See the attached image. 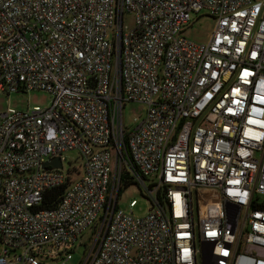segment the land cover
<instances>
[{"label": "built area", "instance_id": "built-area-1", "mask_svg": "<svg viewBox=\"0 0 264 264\" xmlns=\"http://www.w3.org/2000/svg\"><path fill=\"white\" fill-rule=\"evenodd\" d=\"M34 90L0 111V264H64L88 230L78 264H264V0H0V93Z\"/></svg>", "mask_w": 264, "mask_h": 264}, {"label": "rangeland", "instance_id": "rangeland-1", "mask_svg": "<svg viewBox=\"0 0 264 264\" xmlns=\"http://www.w3.org/2000/svg\"><path fill=\"white\" fill-rule=\"evenodd\" d=\"M193 23L190 27L184 30L185 37L196 40L204 41L208 38L214 27V20L209 16H201L197 18L196 14H192ZM134 17L130 13H125L123 16V26L129 29L133 26ZM50 95L45 91H28V92H14L10 94L0 93V111L6 108H15L24 110L27 106L34 105L47 106L50 103ZM145 106L136 102H125L123 107V123L125 127L132 128L135 123L134 120L143 116ZM64 172L72 166H79L81 159L76 150H70L64 153ZM131 200L136 201V205L132 208L134 215L144 216L148 212L149 201L143 196V192L139 183L133 182L127 187H123L118 197V207L128 210V203ZM90 231L88 230L82 238H80L76 249L72 252V259L64 264H78L84 255L85 242L89 244Z\"/></svg>", "mask_w": 264, "mask_h": 264}, {"label": "trees", "instance_id": "trees-1", "mask_svg": "<svg viewBox=\"0 0 264 264\" xmlns=\"http://www.w3.org/2000/svg\"><path fill=\"white\" fill-rule=\"evenodd\" d=\"M75 173L79 172L78 168H74L73 170ZM133 183L132 179H124L123 180V187L129 186ZM66 185L51 189L47 191L44 195V199L42 202V208L45 209H52L57 206L58 202L60 201L62 194L64 192Z\"/></svg>", "mask_w": 264, "mask_h": 264}, {"label": "water", "instance_id": "water-1", "mask_svg": "<svg viewBox=\"0 0 264 264\" xmlns=\"http://www.w3.org/2000/svg\"><path fill=\"white\" fill-rule=\"evenodd\" d=\"M46 164H50L51 166L58 167V168L61 167V162L59 158H54L52 161H49Z\"/></svg>", "mask_w": 264, "mask_h": 264}]
</instances>
